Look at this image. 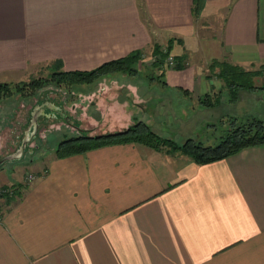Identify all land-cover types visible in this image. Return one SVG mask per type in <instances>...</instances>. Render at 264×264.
<instances>
[{
  "label": "crops",
  "instance_id": "crops-1",
  "mask_svg": "<svg viewBox=\"0 0 264 264\" xmlns=\"http://www.w3.org/2000/svg\"><path fill=\"white\" fill-rule=\"evenodd\" d=\"M118 39L127 48L104 56ZM151 42L177 61L158 84L194 106L220 96L195 110L233 104L216 63L264 64V0H0V82L53 59L90 69ZM32 169L1 182L15 191L0 211V264H264V143L204 163L113 143Z\"/></svg>",
  "mask_w": 264,
  "mask_h": 264
},
{
  "label": "rangeland",
  "instance_id": "rangeland-1",
  "mask_svg": "<svg viewBox=\"0 0 264 264\" xmlns=\"http://www.w3.org/2000/svg\"><path fill=\"white\" fill-rule=\"evenodd\" d=\"M122 41H116L117 52H112L113 47L108 46H102L100 50L103 54L106 52V57L118 55L127 48L122 46ZM156 45L166 49L160 43L151 42L144 49L135 74L116 71L83 86L66 80H50L40 87L30 85L32 79L48 77L53 69H65L60 60L53 59L31 65L13 81H4L14 87L11 93L0 98V157L16 154L22 141L24 151L20 156L0 164V184L16 171L23 176L30 173L33 178L36 177L32 167L43 164L48 154L55 155V149L63 139L82 134L96 136L117 132L139 119L161 138L179 145L188 138L204 145L214 144L236 123H249L254 119L264 123V64L253 68L259 71L253 77L255 88L238 89L237 99L240 98L243 103L238 105L236 100H231L233 104L200 111L195 107L205 105L194 106L182 91L168 88L160 82L158 84L156 78V82H149V77L157 76L159 72V68L152 67L154 58H157L152 52ZM88 52L91 54L92 49L85 53ZM168 53L173 55L170 50ZM219 97L216 98L217 103L211 106L219 103ZM33 116L36 125L31 121ZM121 117L133 120L126 127L108 130L107 126L114 125ZM194 125L195 129L192 128ZM152 148L168 149L165 145ZM172 152L185 155L176 149ZM23 180H26L25 177Z\"/></svg>",
  "mask_w": 264,
  "mask_h": 264
},
{
  "label": "trees",
  "instance_id": "trees-1",
  "mask_svg": "<svg viewBox=\"0 0 264 264\" xmlns=\"http://www.w3.org/2000/svg\"><path fill=\"white\" fill-rule=\"evenodd\" d=\"M153 51L157 55V58H154L152 67L163 68L164 60L169 49L166 48L164 51L163 47L156 45ZM142 55L143 51L136 48L123 55L104 60L90 69H53L48 77L32 79L29 84L34 85V87H40L50 80H66L70 84L83 86L92 83L104 74L114 73L116 71H126L135 74L138 70V62L142 58ZM56 63H59V61H56ZM216 64L219 67L218 76L224 81L230 100L237 99L238 89L240 88H255L253 77L255 74H258V71L243 69L226 61H220ZM176 65L177 61L175 59L173 68ZM160 74L149 77V79H158ZM13 87L14 85L10 83L0 82V98L11 93V88ZM17 90H20V88ZM216 98L209 94H204L198 98V102L205 106H211L217 103ZM135 142L152 147L165 145L168 150H180L195 162L204 163L226 157L244 147L263 144L264 123L260 119H254L249 123L233 125L227 134L222 136L216 144L204 145L188 138L179 145L170 139L161 138L147 123L139 119L117 132L96 136L82 134L63 139L56 147L55 155L64 157L102 145Z\"/></svg>",
  "mask_w": 264,
  "mask_h": 264
},
{
  "label": "built area",
  "instance_id": "built-area-1",
  "mask_svg": "<svg viewBox=\"0 0 264 264\" xmlns=\"http://www.w3.org/2000/svg\"><path fill=\"white\" fill-rule=\"evenodd\" d=\"M163 50L165 51V48H163ZM174 63H175L174 56L168 53L165 57L163 66L167 68L168 67L172 68ZM32 178L33 175L30 173L25 175V179L27 181H29ZM14 191H15V187L13 185L3 184V183L0 184V209L3 207L6 197L12 195Z\"/></svg>",
  "mask_w": 264,
  "mask_h": 264
},
{
  "label": "water",
  "instance_id": "water-1",
  "mask_svg": "<svg viewBox=\"0 0 264 264\" xmlns=\"http://www.w3.org/2000/svg\"><path fill=\"white\" fill-rule=\"evenodd\" d=\"M32 123H34L36 125V120L33 116L32 118ZM24 151V141L21 142L19 149L17 150L16 154H9V155H3L0 157V164H2L4 161L8 160V159H12V158H16L18 156H20L22 154V152Z\"/></svg>",
  "mask_w": 264,
  "mask_h": 264
},
{
  "label": "flooded vegetation",
  "instance_id": "flooded-vegetation-1",
  "mask_svg": "<svg viewBox=\"0 0 264 264\" xmlns=\"http://www.w3.org/2000/svg\"><path fill=\"white\" fill-rule=\"evenodd\" d=\"M35 111H36V109H35Z\"/></svg>",
  "mask_w": 264,
  "mask_h": 264
}]
</instances>
